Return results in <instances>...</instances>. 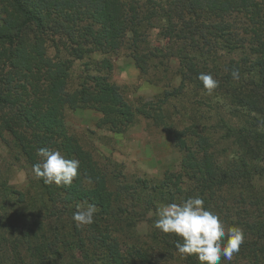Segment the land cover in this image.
I'll use <instances>...</instances> for the list:
<instances>
[{
    "label": "trees",
    "instance_id": "1",
    "mask_svg": "<svg viewBox=\"0 0 264 264\" xmlns=\"http://www.w3.org/2000/svg\"><path fill=\"white\" fill-rule=\"evenodd\" d=\"M157 25L181 61L178 91L189 84L203 91L198 76L211 74L219 82L213 92L244 110L246 125L232 136L238 147L232 160L220 164L214 162L213 143L196 126L171 128L177 147L185 152L182 172L166 173L152 189L143 181L142 191L156 194L153 201L170 203L203 198L226 227L242 228L244 242L235 258L264 264V191L255 185L264 174V128L259 127L264 120V0H0L3 129L32 167L40 161L38 149L45 147L80 161L70 187L47 185L35 176L27 191L5 187L0 264H201L195 254L180 258L176 243L183 241L175 234L152 226L146 241L137 236L130 208L139 204L133 197L138 190L110 180L92 152L68 134L63 120L66 107H89L102 112V123L118 134L135 122L137 109L105 73L88 76L80 89L70 91L71 60L64 56L113 55L129 35L137 47L141 32ZM223 51L240 52L242 58L219 65ZM135 60L138 65L142 57ZM97 67L110 72L113 64L105 58ZM233 70H239V80L232 78ZM20 74L29 78L31 91H42L39 98L29 96L42 106L31 101L24 112L14 110L24 95L11 94L14 75ZM233 202L257 208V221L232 220ZM88 204L97 207L94 222L77 228L72 215L78 205Z\"/></svg>",
    "mask_w": 264,
    "mask_h": 264
},
{
    "label": "rangeland",
    "instance_id": "2",
    "mask_svg": "<svg viewBox=\"0 0 264 264\" xmlns=\"http://www.w3.org/2000/svg\"><path fill=\"white\" fill-rule=\"evenodd\" d=\"M158 28H145L141 32V42L137 47L133 45L132 39L129 41V35L120 51L113 55L92 54L81 60L64 56L65 59L71 60L68 85L70 91L80 89L88 76L105 73L110 82L120 88L128 103L137 109L135 122L121 134L115 133L110 126L102 123V112L89 107H66L63 110V120L68 134L92 152L95 161L110 180L117 185H130L138 190L139 193L133 197L139 204L130 210L134 214L132 217L136 234L145 241L151 234L155 220L158 219L157 208L170 202L164 199L153 201L150 197L156 194L142 191L143 181L152 189L159 185L166 173L182 172L181 164L185 152L177 147L171 128L196 126L195 130L213 143L214 162L220 164L222 161L232 160L233 152L238 150L236 138L232 136L236 137L237 132L246 125L245 111H238L231 105L230 100L215 92L208 94L204 90L198 91L190 84L182 92L178 91L182 85L181 61L172 55H176L175 50L169 41L159 34L161 28ZM48 53L54 56V50L49 49ZM136 56L142 57L138 65ZM105 58L113 64L110 72L97 67ZM240 58V52L223 51L218 64L237 62ZM2 74L0 72V76ZM14 79L12 96L17 97L19 93H24L23 96L20 95V103L15 104L14 110L24 112L28 109L27 106L33 105L31 101L41 105L36 99L29 98L30 95L39 98L42 91L38 94L35 93L36 90L31 91L27 75H14ZM143 110H146L149 114L147 116L151 118L142 115L140 112ZM2 111L0 108V119ZM32 169V165L15 146L13 136L4 131L0 121V217L3 213L1 200L5 187H14L19 191L29 190L32 187L30 181L35 178ZM255 185L259 187V191H264V174L255 179ZM232 201L231 199L230 203ZM230 208L229 216L234 221H257L258 209L251 207L250 203L233 202ZM145 243L152 245V242ZM236 258L234 256L230 262L221 260V264H249L243 257Z\"/></svg>",
    "mask_w": 264,
    "mask_h": 264
},
{
    "label": "clouds",
    "instance_id": "3",
    "mask_svg": "<svg viewBox=\"0 0 264 264\" xmlns=\"http://www.w3.org/2000/svg\"><path fill=\"white\" fill-rule=\"evenodd\" d=\"M232 78L239 80V70H233ZM198 79L203 89L211 94L219 82L211 74L200 73ZM264 128V120L260 121ZM40 161L33 165L36 178L47 185L70 187L79 174L80 161L68 159L59 150L50 148L38 149ZM97 211L95 204L87 207L77 206L72 220L77 228L94 222ZM158 219L154 227L164 234H175L182 239L176 243L177 252L182 260L197 255L201 264H221V259L232 261L244 240V233L239 226L226 227L221 217L205 207L203 198L189 197L180 203H170L157 208Z\"/></svg>",
    "mask_w": 264,
    "mask_h": 264
}]
</instances>
